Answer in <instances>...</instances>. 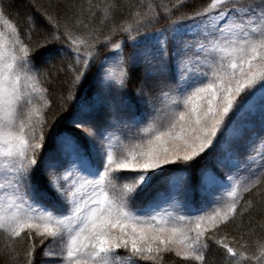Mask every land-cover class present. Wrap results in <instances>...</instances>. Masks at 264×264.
<instances>
[{
	"label": "snow or ice",
	"instance_id": "snow-or-ice-1",
	"mask_svg": "<svg viewBox=\"0 0 264 264\" xmlns=\"http://www.w3.org/2000/svg\"><path fill=\"white\" fill-rule=\"evenodd\" d=\"M86 3L28 0L21 25L0 0L9 264H208L213 249L212 264H264V236L228 231L264 204V0L148 3L118 22L117 0Z\"/></svg>",
	"mask_w": 264,
	"mask_h": 264
},
{
	"label": "trees",
	"instance_id": "trees-1",
	"mask_svg": "<svg viewBox=\"0 0 264 264\" xmlns=\"http://www.w3.org/2000/svg\"><path fill=\"white\" fill-rule=\"evenodd\" d=\"M34 2L38 3L43 8H48L50 11L52 8L50 6H55L59 4V11L65 15H71L74 9L73 5H81L83 4L85 7L87 6L86 0H34ZM92 2L100 3L101 0H92ZM107 2V0H104ZM117 2L123 6V10L120 13H117V22L119 19L126 15L129 11L135 10L137 6H141L140 10L143 11L148 3L154 4H168L171 5L175 2V0H117ZM204 0H189V8L187 10H191L192 8L200 7ZM5 10L8 14H10L11 18L23 25V17L29 11L28 8V0H3ZM19 13V16H17ZM99 17H97L98 20ZM166 21L161 18L160 23L155 25V27H162ZM131 50L130 48H128ZM65 79L67 76L64 77ZM136 87L135 81H133L128 88L130 94L134 92ZM60 91L59 88L54 90L53 99H55V95ZM53 111H55V106L53 107ZM255 189L253 190V192ZM258 197L253 196L251 193L244 194V201L253 200L255 201ZM244 201L241 202L243 205ZM264 223V204H256L247 214L243 217L242 227L237 228L236 225L241 224V220L238 218L236 222L229 226L228 231L232 233V235L239 236L242 233L245 236V240L250 242H254L258 237L264 236V228L261 227V224ZM252 232V235H248L249 232ZM6 238L0 234V264H9V253L6 248ZM15 247L18 250H22V246L20 244H16ZM217 259L215 254V249H213L208 254V264H212L213 260ZM18 264H22V258L18 261ZM146 264H151V262H146ZM163 264H180L179 258H174L171 255H165V260Z\"/></svg>",
	"mask_w": 264,
	"mask_h": 264
},
{
	"label": "rangeland",
	"instance_id": "rangeland-1",
	"mask_svg": "<svg viewBox=\"0 0 264 264\" xmlns=\"http://www.w3.org/2000/svg\"><path fill=\"white\" fill-rule=\"evenodd\" d=\"M125 55H128V53L131 51V50H129L128 48H125ZM128 93H129V91H128ZM133 94V93H132ZM132 94H130L129 93V95H132ZM255 123H257L258 124V118H257V120L255 121ZM258 130V129H257ZM246 135H247V133H246ZM243 156H244V152L243 151H241L240 152V158L241 159H243ZM246 173L244 172V171H241L240 172V176H244ZM145 198V194L144 193H142L141 194V196L140 197H138L137 199L138 200H142V199H144ZM166 255H169V254H166ZM172 256V255H171Z\"/></svg>",
	"mask_w": 264,
	"mask_h": 264
}]
</instances>
